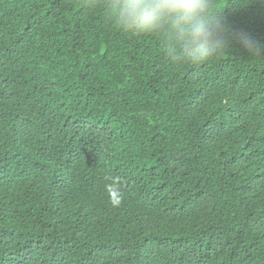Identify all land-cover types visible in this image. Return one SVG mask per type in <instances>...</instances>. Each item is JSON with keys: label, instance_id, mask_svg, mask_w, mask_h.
Returning <instances> with one entry per match:
<instances>
[{"label": "trees", "instance_id": "16d2710c", "mask_svg": "<svg viewBox=\"0 0 264 264\" xmlns=\"http://www.w3.org/2000/svg\"><path fill=\"white\" fill-rule=\"evenodd\" d=\"M0 264H264V0H0Z\"/></svg>", "mask_w": 264, "mask_h": 264}]
</instances>
